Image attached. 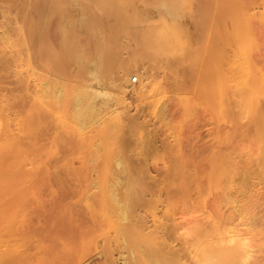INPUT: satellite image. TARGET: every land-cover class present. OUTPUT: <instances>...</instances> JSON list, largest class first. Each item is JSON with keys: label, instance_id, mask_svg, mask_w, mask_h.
<instances>
[{"label": "rangeland", "instance_id": "1", "mask_svg": "<svg viewBox=\"0 0 264 264\" xmlns=\"http://www.w3.org/2000/svg\"><path fill=\"white\" fill-rule=\"evenodd\" d=\"M65 1H68L67 4ZM249 1L246 2L247 6L254 8L255 15L261 16L264 0ZM15 2L0 0L2 16H0V39L3 38L0 40L2 71H0V118L6 122L4 124L9 129L5 136L10 135L12 136L10 139L20 141V145L14 141L13 144L11 143L5 154V165L19 164L22 171L4 175L5 182L0 183V264H198L205 258V254L214 261L223 262L229 261L232 256V253H227L225 250L226 243L229 244V239L237 236L240 237H237L236 244L251 252L242 253L250 255L246 264H264V175H260L258 179L253 178V174H258L259 164L246 167L239 159V164L242 165L233 176L236 188H228L229 190L225 188L209 190V180H206L208 179L206 176L200 178L199 186L194 185L192 178L188 177L185 185V189H188L186 194L180 185L186 179L184 172L194 170L191 161L206 164V158L213 147L218 145L217 139L232 130L229 124L219 122L213 114L203 108L195 109L194 115L187 118L182 115L181 107L171 105L178 87L169 76L167 66L176 64L178 71L186 76L190 69V60L197 57L199 60L207 58L202 50L197 51L203 29L199 21L201 12L198 8L201 0H181V2L179 0H86V2L85 0H15ZM107 3L108 7L105 5ZM127 4L133 9H129ZM257 4L259 5L253 7ZM60 5L63 6V10ZM101 12L104 15H101ZM67 17H74L75 20L73 18L69 20ZM63 26L66 27L65 30ZM67 27L70 29L67 30ZM261 30V27H257L258 37H261ZM101 34L113 37V46L117 52L110 65L111 68L107 70L96 64ZM143 34H151L156 38L161 47L157 53H151L140 42ZM187 46L197 51L195 56L187 50ZM231 46L232 52L229 53V47H226V50L221 49L220 54V61L223 59L221 63L227 70H230L229 65L235 59V49ZM125 49L128 52L124 51ZM263 49L264 46L261 44L256 50L257 56L259 55L256 56V61L260 59L258 63L264 67ZM141 51L145 52L141 53ZM90 56L92 58H88ZM42 63L49 70L41 65ZM75 67L79 69L75 71ZM35 68L39 70L38 75ZM89 71L94 74V80L92 76L88 77L91 75ZM106 75L110 76L105 77ZM142 77L146 81L144 86L141 85ZM135 78H138L137 81H134ZM128 81L131 83L125 84ZM195 84L196 81L188 83V93L199 94ZM58 91L62 94L58 95ZM40 93H44L43 96ZM106 104L110 110L107 109ZM164 106L168 110L169 122L166 124L158 118V112ZM78 112L82 119L77 117ZM10 115L13 117L11 118ZM199 115L202 116L201 119ZM175 121L179 123L176 124ZM83 124L85 125L82 126ZM28 127L31 128L30 131L25 130ZM61 132H65L64 135ZM247 132L250 133V130L246 129ZM234 136L237 140L241 139L238 133ZM206 151L208 152L205 153ZM117 180L120 184L123 183V187L118 185ZM241 185L261 187L260 202L247 209L240 205L242 194L237 188ZM66 215L69 217L66 218ZM203 249L208 250V253L206 251L204 253Z\"/></svg>", "mask_w": 264, "mask_h": 264}, {"label": "bare ground", "instance_id": "2", "mask_svg": "<svg viewBox=\"0 0 264 264\" xmlns=\"http://www.w3.org/2000/svg\"><path fill=\"white\" fill-rule=\"evenodd\" d=\"M17 1V0H16ZM59 1V0H58ZM72 1V0H71ZM90 1V0H89ZM110 1V0H109ZM113 1V0H111ZM168 1V0H167ZM248 2H250L249 0H247ZM246 1V2H247ZM260 0H257V2ZM15 2V0H14ZM28 2V1H27ZM49 2V1H48ZM47 2V3H48ZM66 2V1H65ZM68 2V1H67ZM67 2L65 4H67ZM70 2V1H69ZM86 2V0H85ZM97 2V1H95ZM166 2V1H165ZM179 2H181V0H179ZM245 0H201L200 3V7L199 11L201 12V16L199 18V21L202 23L203 25V29H202V40L200 43V46L198 47V50H202L203 53H205L207 55L206 59L203 60H199L197 58H193L192 60H190V69L188 74H186V76H184L182 73H180L178 71V66L176 64H169L167 66L168 68V74L169 76L174 80H172L173 82H175L177 84L178 87V91L176 94L173 95V102H172V106H176V107H181L183 109L182 111V115L184 117H192L194 115L195 109L197 108H203L206 111L210 112L211 114H213L219 122H223V124L227 123L231 126L232 130L226 132L225 136L222 138H218L217 139V144L216 146L213 147L211 153L209 154V156L206 158V164H197L195 161H191L192 164H194V170L193 172H189L186 171L185 173V177L186 179H184L181 182V186L183 187V191L184 193H188V189H185V185H186V181L187 178L190 177L192 178V181L194 182V185L196 184L197 186H199V180L200 178H202L203 176H206V180H209V190H218L221 188H236L235 184L233 183V176H235V174H237L236 172H238V167L242 165L239 164V159L242 160V162L244 163V165L246 167H252L254 164H259V171L258 174H253V178L254 179H258V177L260 178V175H264V106H263V102H264V67L261 66L262 64H259L258 62L260 61V59L258 60V62L256 61V50L260 47V45L262 44L264 46V9L262 12V15L257 16L255 15V13L253 12V9L249 8L246 4ZM262 2V1H261ZM259 2V3H261ZM16 3V2H15ZM33 3V1H32ZM46 3V4H47ZM59 3V2H56ZM55 3V4H56ZM61 3V2H60ZM100 2L98 1V4ZM169 4V2H167ZM263 3V2H262ZM54 4V6H55ZM62 4V3H61ZM95 4V3H94ZM164 4V3H163ZM174 4V3H173ZM250 3H248L249 5ZM3 5V4H2ZM25 5L26 2H25ZM33 5V4H31ZM53 4L51 3V6ZM59 5V4H57ZM64 5V4H63ZM87 5V4H86ZM102 5V4H101ZM106 7L109 6V4H105ZM104 5V7H105ZM108 5V6H107ZM112 5V4H111ZM115 5V4H114ZM116 5H118L116 3ZM123 5V4H121ZM165 5V4H164ZM254 5L253 7L258 6ZM47 6V5H46ZM78 6V5H77ZM96 6V5H95ZM98 6V5H97ZM128 6V4L126 5ZM131 6V5H129ZM128 6V7H129ZM135 6V5H134ZM167 6V5H165ZM169 6V5H168ZM261 6V5H260ZM263 6V5H262ZM2 7V6H1ZM63 7V6H62ZM60 5V8H62ZM68 7V6H67ZM73 7V6H72ZM76 7V6H75ZM90 7V6H89ZM100 7V6H98ZM112 7V6H110ZM120 7V5H119ZM125 7V4H124ZM123 7V9H124ZM181 7V6H179ZM24 8V7H23ZM27 8V7H26ZM74 8V7H73ZM97 8V7H96ZM101 8V7H100ZM100 8H97L98 10H101ZM259 9V7H257ZM256 8V9H257ZM32 9V8H31ZM56 9V8H54ZM93 9V8H92ZM106 9V8H105ZM104 9V11H105ZM112 9V8H111ZM122 9V10H123ZM126 12L127 7L125 8ZM129 9H133V7H129ZM135 9V8H134ZM168 9V8H166ZM257 9V10H258ZM24 11V9H22ZM26 10V9H25ZM63 10V8H62ZM85 10V9H84ZM95 10V9H94ZM116 10V9H115ZM119 10V9H118ZM262 10V9H261ZM4 11V10H3ZM31 11V10H30ZM29 11V12H30ZM46 11V10H45ZM54 11V10H53ZM52 11V12H53ZM112 11V10H111ZM125 11V10H124ZM26 12V11H25ZM47 12H49L47 10ZM51 12V13H52ZM78 12V10H77ZM107 12V9L106 11ZM136 11L134 10V13ZM6 13V12H5ZM24 13V12H23ZM55 13V12H54ZM73 13V12H72ZM129 11L126 13L128 14ZM132 13V10L131 12ZM143 13V12H142ZM140 13V14H142ZM147 13V12H146ZM7 14V13H6ZM5 14V15H6ZM74 14V13H73ZM72 14V15H73ZM82 14V13H81ZM99 14V13H98ZM103 13L101 12V15ZM106 14V13H105ZM109 14V13H108ZM125 14V12H124ZM136 14V13H135ZM258 14V13H257ZM43 15V14H42ZM47 15V14H46ZM104 15V14H103ZM121 15V14H120ZM130 15V14H129ZM145 15V14H144ZM1 16V15H0ZM71 16V15H70ZM111 16V15H110ZM131 16V15H130ZM129 16V17H130ZM2 17V16H1ZM45 18V16H43ZM47 17V16H46ZM104 17V16H103ZM112 17H116V16H112ZM111 17V18H112ZM143 17V16H142ZM185 17V16H184ZM8 18V17H7ZM29 18V17H28ZM48 18V17H47ZM52 18V17H51ZM69 18V17H67ZM73 18L75 20V18H78L75 16L74 17H70L69 20ZM110 18V19H111ZM135 17H133L134 19ZM141 18V16H140ZM138 19V21H140L141 19ZM190 18V17H189ZM104 19V18H103ZM136 19V18H135ZM186 19V18H185ZM45 20V19H44ZM64 20V19H63ZM106 20V18H105ZM109 20V18H108ZM117 20V19H116ZM123 20V19H122ZM126 20V18L124 19ZM129 20V18H128ZM132 20V19H131ZM144 20V19H143ZM187 20V19H186ZM28 21V20H27ZM87 21V20H85ZM118 21V20H117ZM34 22V21H33ZM76 22V21H75ZM78 22V21H77ZM76 22V23H77ZM99 22V21H98ZM109 22V21H108ZM35 23V22H34ZM48 23L49 22H45ZM66 23V22H65ZM71 24V22H69ZM75 23V24H76ZM110 23V22H109ZM135 23V21H134ZM194 23V22H193ZM69 24V25H70ZM111 24V23H110ZM128 24V23H127ZM189 24V23H188ZM258 26H257V25ZM33 25V24H32ZM37 25V24H36ZM35 25V26H36ZM46 25V24H45ZM44 25V26H45ZM72 25L74 26V23H72ZM195 25V23H194ZM26 26V25H25ZM29 26V25H27ZM109 26V25H108ZM125 26V24H124ZM128 26V25H127ZM201 26V24H200ZM261 27V37L257 36V27ZM33 27V26H32ZM37 27V26H36ZM48 28V26H45ZM63 30L66 29L65 26H63ZM69 27V26H68ZM67 27V28H68ZM71 27V25H70ZM122 27V25H121ZM179 27V26H178ZM193 27V26H192ZM191 27V28H192ZM196 27V26H195ZM12 28V27H11ZM26 28V27H25ZM35 28V27H34ZM107 28V27H106ZM124 28V27H123ZM126 28V26H125ZM130 28V27H128ZM44 29V28H43ZM70 28H68L67 30H69ZM199 28H197L198 30ZM27 30L29 31L28 27ZM46 30V29H45ZM49 30V29H48ZM47 30V31H48ZM108 30V29H107ZM112 30V29H111ZM115 30V29H114ZM120 30V29H119ZM119 30H117L119 32ZM124 30V29H122ZM129 30V29H128ZM182 30V29H181ZM201 29H199L200 31ZM31 31V29H30ZM37 31V30H36ZM80 31V30H79ZM110 31V30H109ZM127 31V30H126ZM169 31V30H168ZM187 31V30H186ZM13 32V31H12ZM27 32V31H26ZM129 32V31H127ZM127 32H125L127 34ZM34 33V31H33ZM48 33V32H47ZM109 33V32H108ZM111 33V32H110ZM124 33V34H125ZM130 33V32H129ZM199 33V32H196ZM260 33V32H259ZM7 34V33H6ZM14 34V33H13ZM12 34V36H13ZM32 34V32H31ZM66 34V38H67V33ZM112 34V33H111ZM125 34V35H126ZM201 34V32H200ZM8 35V34H7ZM10 35V34H9ZM28 35V34H27ZM33 35V34H32ZM31 35V36H32ZM49 35V34H48ZM121 35V34H120ZM128 35V34H127ZM126 35V36H127ZM4 36V35H2ZM131 36V33H130ZM125 37V36H124ZM123 37V38H124ZM129 37V35H128ZM1 38V37H0ZM22 38V37H21ZM34 38V37H32ZM49 38V37H48ZM170 38V37H169ZM196 38V37H195ZM194 38V39H195ZM3 39V38H2ZM0 39V40H2ZM127 39V38H126ZM173 39V38H172ZM29 40H31L29 38ZM36 40V39H35ZM47 40V39H46ZM63 40V39H62ZM128 40V39H127ZM126 40V41H127ZM168 40V39H167ZM15 41V40H14ZM50 41V39L48 40ZM64 41V40H63ZM68 41V40H67ZM193 41V40H192ZM195 41V40H194ZM193 41V42H194ZM5 42V41H4ZM17 42V41H16ZM37 42V40L35 41ZM132 42V41H131ZM140 42L145 46L146 49H148L149 51H151V53H157L159 51V49H161V47L159 46L156 38L151 35V34H143L142 37H140ZM169 42V41H168ZM174 42V41H173ZM2 43V42H1ZM30 43V42H29ZM118 43V42H117ZM130 43V41H129ZM170 43V42H169ZM178 43V42H177ZM9 44V43H8ZM131 44V43H130ZM171 44V43H170ZM34 45V44H33ZM32 45V46H33ZM37 46V44H35ZM39 45V44H38ZM129 45V44H127ZM194 45V44H193ZM233 45L234 49H235V59L230 63L229 68L230 70H227V68H224L221 61H220V54L222 53L221 49L222 48H226L229 47V53L232 52L230 51V46ZM11 46V45H10ZM50 46V45H49ZM67 46V44H66ZM121 46V45H120ZM172 45H170L171 47ZM175 46V45H174ZM3 47V46H2ZM124 47V46H123ZM232 47V46H231ZM232 47V48H233ZM32 48V47H31ZM35 48V46H34ZM33 48V49H34ZM118 48V47H117ZM174 48V47H172ZM171 48V50H172ZM120 49V48H118ZM143 49V48H141ZM46 50V49H45ZM50 50V49H48ZM123 50V49H122ZM187 50H189L192 55H196L197 51H195V49L188 47L187 46ZM226 50V49H225ZM15 51V50H14ZM126 51V49L124 50ZM262 51V50H261ZM264 51V49H263ZM262 51V52H263ZM8 52H11L8 50ZM51 52V51H50ZM56 52V50H55ZM85 52V51H84ZM128 52V51H126ZM125 52V54H126ZM143 51H141L142 53ZM145 52V51H144ZM143 52V53H144ZM189 52V53H190ZM34 53V52H33ZM58 53V52H57ZM116 50L114 49L113 46V37L109 36V35H105V34H101L100 38H99V42H98V47H97V62L96 64H98L99 67H102L103 69L107 70L111 63H113L114 57L116 56ZM24 54V53H23ZM45 54V53H44ZM63 54V53H62ZM85 53H83L84 55ZM90 54V53H89ZM186 54V53H185ZM227 54V53H226ZM264 54V53H262ZM261 54V55H262ZM79 55V54H77ZM141 55V54H140ZM147 55V54H146ZM145 55V56H146ZM152 55V54H151ZM225 55V54H224ZM229 57V54H227ZM226 55V56H227ZM8 56V55H7ZM43 56V55H42ZM47 56V55H46ZM54 56V55H53ZM56 56V55H55ZM54 56V57H55ZM66 56V55H65ZM133 56V55H131ZM223 57V55H221ZM231 56V55H230ZM259 56V55H258ZM257 56V57H258ZM4 57V55H3ZM12 57V56H10ZM35 57V55H34ZM85 57V56H84ZM82 56V58H84ZM136 57V56H135ZM186 57V56H185ZM226 57V58H228ZM15 58V57H14ZM13 58V60H14ZM58 58V57H56ZM55 58V59H56ZM88 58H92V56L88 57ZM131 58V57H130ZM176 58V57H174ZM12 59V58H11ZM54 59V60H55ZM64 59V58H63ZM38 60V59H37ZM48 60V59H47ZM57 60V59H56ZM66 60V59H64ZM82 60V59H81ZM88 60V59H87ZM12 61V60H10ZM49 61V60H48ZM67 61V60H66ZM83 61V60H82ZM89 61H91V59H89ZM94 61V60H93ZM92 61V62H93ZM181 61V60H180ZM229 61V60H227ZM263 61V60H262ZM261 61V62H262ZM15 62V61H12ZM17 62V61H16ZM15 62V63H16ZM40 62V61H39ZM130 62V61H129ZM178 62V61H177ZM10 63V62H9ZM56 63V62H55ZM154 63V62H153ZM158 63V62H157ZM160 63V62H159ZM185 63V62H184ZM13 64V63H11ZM19 64V63H18ZM82 64V62H81ZM94 64V63H93ZM152 64V63H151ZM164 64V63H163ZM183 64V63H182ZM6 65V64H5ZM43 65V63L41 64ZM87 65V64H86ZM91 65V63H90ZM116 65V64H115ZM123 65V64H122ZM144 65V64H143ZM165 65V64H164ZM7 66V65H6ZM15 66V64L13 65ZM12 66V68H14ZM45 66V64L43 65ZM42 66V67H43ZM159 66V65H158ZM1 67V66H0ZM8 67V66H7ZM19 67V66H18ZM35 67V66H34ZM46 67V66H45ZM59 67V66H57ZM63 67V65H62ZM79 67V66H78ZM82 67V66H81ZM97 67V65H96ZM94 67V69L96 68ZM137 67V65H136ZM10 68L11 71H13V69ZM20 68V67H19ZM37 68V67H36ZM35 68V70L37 71V69ZM39 68V67H38ZM41 68V67H40ZM47 68V67H46ZM45 68V69H46ZM90 67V71H91ZM111 68V67H110ZM143 68V67H142ZM3 69V68H2ZM48 69V68H47ZM76 69L75 71H77V69L79 68H74ZM74 69H72V71H74ZM7 70V69H6ZM10 70H7V72ZM44 70V67H43ZM49 70V69H48ZM47 70V71H48ZM96 70V69H95ZM123 70H125L123 68ZM122 70V71H123ZM1 71V69H0ZM18 71V70H17ZM32 71V69H31ZM39 71V70H38ZM38 71L36 72V74L38 73ZM74 71V73H75ZM89 71V72H90ZM152 71V70H151ZM164 71V70H163ZM2 72V71H1ZM92 72V71H91ZM90 72V73H91ZM108 72V71H107ZM111 72V71H109ZM121 72V70H120ZM119 72V73H120ZM127 72V71H126ZM133 72V70H132ZM26 73V72H25ZM43 73V72H42ZM57 73V72H55ZM54 73V75H55ZM73 73V72H72ZM73 73V75H75ZM93 73V72H92ZM88 77L92 76V79L95 77L94 74H92ZM96 73V71H95ZM106 73V72H103ZM152 73V72H151ZM16 74V73H15ZM20 74V73H18ZM52 74V72L50 73ZM118 74V72H117ZM123 74V73H122ZM131 74V73H130ZM150 74V73H149ZM159 74V73H158ZM164 74V72H163ZM5 75V74H4ZM12 75V73H11ZM22 75V74H21ZM26 75V74H25ZM28 75V74H27ZM32 75V74H31ZM38 75V74H37ZM44 75V73H43ZM57 75V74H56ZM72 75V76H73ZM140 75V73H139ZM6 76V75H5ZM9 76V75H8ZM48 76V75H47ZM59 76V75H58ZM94 76V77H93ZM109 77L110 75H106L105 77ZM156 76V75H155ZM1 77V76H0ZM13 77V76H12ZM20 77V76H19ZM34 77V76H33ZM32 77V78H33ZM41 77V76H40ZM39 77V78H40ZM44 77V76H43ZM62 77V76H61ZM60 77V78H61ZM8 78V77H7ZM50 78V77H49ZM63 78V77H62ZM111 78V77H110ZM109 78V79H110ZM128 78V77H127ZM44 79V78H43ZM53 79V77L51 78ZM55 79V78H54ZM64 79V78H63ZM68 79V78H67ZM88 79V78H87ZM99 79V77H98ZM102 79V78H100ZM105 79V78H104ZM120 79L122 80V77H120ZM138 79V78H137ZM166 79V78H165ZM20 80V79H19ZM38 80V79H37ZM94 80V79H93ZM106 80V79H105ZM168 80V79H167ZM33 81V80H32ZM54 81V80H53ZM77 81V80H75ZM85 81V80H84ZM125 81V80H124ZM192 81H196L195 84V89L199 92V94H190L188 93V83L192 82ZM7 82V81H6ZM15 82V80H14ZM38 82V81H37ZM36 82V83H37ZM42 82V79L41 81ZM44 82V81H43ZM47 82V81H45ZM62 82V81H60ZM92 82V81H91ZM8 83V82H7ZM35 83V84H36ZM64 83V82H63ZM84 83V82H83ZM87 84V82H85ZM95 83V82H94ZM94 83H91L92 85H94ZM100 83V82H99ZM103 83V82H101ZM131 82H127L125 84H128ZM146 81L144 80V78L142 77L141 80V85H145ZM172 83V82H170ZM12 84V83H11ZM31 84V83H30ZM34 84V83H33ZM38 84V83H37ZM43 84V83H42ZM45 84V83H44ZM43 84V85H44ZM49 84V83H47ZM46 84V85H47ZM168 84V81H167ZM41 85V84H40ZM45 85V86H46ZM90 85V84H89ZM104 85V84H103ZM116 85V84H114ZM124 85V84H123ZM38 86V85H37ZM36 86V87H37ZM108 86V85H107ZM127 86V85H126ZM168 86V85H166ZM171 86V85H170ZM4 87V86H3ZM6 87V86H5ZM20 87V86H19ZM31 87V86H29ZM33 87V85H32ZM31 87V88H32ZM43 88V86H41ZM81 87V86H80ZM121 87V86H120ZM194 87V86H193ZM8 88V87H7ZM38 88V87H37ZM45 88V87H44ZM43 88V89H44ZM103 88V87H102ZM127 88V87H126ZM155 88V87H154ZM152 88V89H154ZM39 89V88H38ZM37 89V91H38ZM87 89V88H86ZM92 89V88H89ZM16 90V89H15ZM45 90H47L45 88ZM57 90V89H56ZM122 90V89H121ZM147 90V89H146ZM28 91V89H27ZM61 91V89H60ZM108 91V90H107ZM117 91V90H116ZM20 92V91H19ZM40 92V91H39ZM59 92V91H58ZM99 92V91H97ZM101 92V91H100ZM151 92V91H149ZM29 93V92H28ZM34 93V92H33ZM36 93V92H35ZM45 93V92H44ZM42 93V94H44ZM57 92H55L56 95ZM104 93V92H103ZM102 93V94H103ZM169 93V91H168ZM41 94V93H40ZM41 94V96H43ZM60 94V92L58 93V95ZM62 94V92H61ZM60 94V95H61ZM101 94V95H102ZM30 95V94H29ZM33 95V94H32ZM90 95V94H89ZM95 95H97L95 93ZM99 95V94H98ZM106 95V94H104ZM171 95V94H170ZM3 96V95H1ZM31 96V95H30ZM29 96V97H30ZM36 96V95H35ZM57 96V95H56ZM54 96V97H56ZM113 96V95H112ZM26 97V96H25ZM48 97V96H47ZM61 97V96H60ZM82 97V96H81ZM119 97V96H118ZM143 97V96H142ZM161 97V96H160ZM102 98V97H101ZM116 98V97H115ZM124 98V97H123ZM170 98V97H169ZM34 99V98H33ZM45 99V98H44ZM98 99V98H97ZM69 100V99H68ZM77 100V99H76ZM79 100V97H78ZM81 100V99H80ZM117 100V98H116ZM158 100V98H157ZM165 100V99H164ZM162 101V99H161ZM7 102V101H6ZM5 102V103H6ZM48 102V101H47ZM60 102V101H59ZM126 102V101H125ZM160 102V101H159ZM40 103V102H39ZM76 103H78L76 101ZM127 103V102H126ZM18 104H20V102H18ZM18 104H16V106H18ZM29 104V103H28ZM83 104V103H82ZM162 104V103H161ZM49 105V104H48ZM54 105V104H53ZM63 105V104H62ZM61 105V106H62ZM21 106V104L19 105ZM41 106V105H40ZM75 106V105H74ZM106 106H108L106 104ZM163 106V105H161ZM263 106V108H262ZM22 107V106H21ZM20 107V108H21ZM85 107V106H84ZM102 107V106H101ZM104 107V106H103ZM49 108V107H48ZM78 108V107H77ZM80 108V107H79ZM112 108V107H111ZM47 109V107H46ZM57 108L55 107V110ZM62 109V108H61ZM109 109V106L108 108ZM113 109V108H112ZM176 109V108H175ZM174 109V110H175ZM49 110V109H48ZM74 110H76V108H74ZM88 110V109H87ZM103 110V108H102ZM110 110V109H109ZM202 110V109H201ZM26 113V111H24ZM51 112H53L51 110ZM81 112V111H80ZM109 112V111H108ZM173 112V111H172ZM79 113V112H78ZM82 113V112H81ZM90 113V112H89ZM112 113V111L110 112ZM115 113V112H114ZM202 113V112H201ZM205 113V112H204ZM5 114V113H4ZM51 114V113H50ZM48 114V115H50ZM84 114V112L82 113ZM209 114V113H208ZM1 115V114H0ZM29 115V114H28ZM34 115V114H33ZM73 115V114H72ZM85 115V114H84ZM5 116V115H4ZM11 116V115H10ZM18 116V115H17ZM13 116H11L12 118ZM15 117V116H14ZM19 117V116H18ZM30 117V116H29ZM37 117V116H36ZM60 117V116H59ZM77 117H81L80 113L79 115L77 114ZM116 117V116H114ZM121 117V116H120ZM168 110L167 107L164 106L161 110H159L158 112V118L162 123H168ZM200 119L202 118V116H200ZM6 118V117H5ZM61 118V117H60ZM69 118V117H67ZM74 118V117H73ZM206 118V117H205ZM14 119V118H13ZM24 119V118H23ZM66 119V118H65ZM71 119V118H69ZM82 119V117L80 118ZM79 119V120H80ZM95 119V118H94ZM105 119V118H104ZM103 119V120H104ZM112 119V118H111ZM151 120L153 118H150ZM180 119V118H179ZM8 120V119H7ZM16 120V118H15ZM74 120V119H73ZM117 120V119H116ZM158 120V121H159ZM186 120V119H185ZM196 120V119H195ZM203 120V119H202ZM12 121V120H11ZM19 121V120H18ZM57 121V120H56ZM61 121V120H60ZM84 121V120H83ZM86 118H85V122H86ZM96 121V120H93ZM101 121V120H100ZM111 121V120H110ZM115 121V119H114ZM173 121V120H172ZM192 121V120H191ZM13 122V121H12ZM67 121H65L66 123ZM84 122V123H85ZM88 122V121H87ZM86 122V123H87ZM113 122V120H112ZM199 122V121H198ZM6 122H3V120L0 118V183H4L5 180L3 179L4 175L7 174H14V173H19V171H22L21 166L19 164H17L16 166L14 165H5V154L6 151L8 150L9 147H11V143L13 144V139L12 136L10 137V135L5 136V133L9 130L6 127H8L6 124H4ZM10 123V121H9ZM79 123V122H78ZM81 123V122H80ZM85 123V124H86ZM97 123V122H96ZM174 123L178 124L179 121H175ZM11 124V123H10ZM35 125V123H33ZM85 124H83L82 126H84ZM173 126V123H171ZM200 124V123H199ZM213 124V123H211ZM222 124V125H223ZM6 125V126H5ZM17 125V124H16ZM21 125V124H20ZM74 124H72L73 126ZM77 126V124H75ZM88 125V124H86ZM95 125V124H94ZM189 126V124H187ZM194 125V124H193ZM221 125V127H222ZM12 126V125H11ZM64 126V125H62ZM107 126V125H106ZM153 126V125H152ZM176 126V125H175ZM184 126V125H183ZM198 126V125H197ZM224 126V125H223ZM31 127V126H30ZM16 128V127H15ZM63 128V127H62ZM68 128V127H67ZM85 128V127H84ZM91 128V127H90ZM89 128V129H90ZM93 128V127H92ZM91 128V129H92ZM157 128V127H156ZM176 128V127H175ZM174 128V129H175ZM225 128V127H224ZM230 128V127H229ZM31 128H26V131H30ZM112 129V128H111ZM180 129V128H179ZM246 129L250 130V133H246ZM11 130V129H10ZM13 130V129H12ZM70 130V129H69ZM77 130V128H76ZM94 130V129H93ZM116 130V129H114ZM170 130V129H169ZM181 130V129H180ZM179 130V131H180ZM224 130V129H222ZM55 131V130H54ZM61 131V130H59ZM64 131V130H63ZM62 131V132H63ZM78 131V130H77ZM76 131V133H77ZM81 131V130H80ZM84 131V130H83ZM176 131V130H175ZM216 131V130H215ZM226 131V130H225ZM15 132V131H14ZM18 132V131H17ZM20 132V131H19ZM37 132V131H36ZM62 135H64V133H62ZM85 132V131H84ZM89 132V131H88ZM155 132V131H154ZM177 132V131H176ZM182 132V131H181ZM186 132V131H185ZM223 132V131H222ZM240 132V133H239ZM23 133V132H22ZM102 133V132H101ZM109 133V132H108ZM189 133V132H187ZM235 133L240 134L241 139L239 138V140H237V135L235 138ZM16 134V133H15ZM39 134V133H38ZM103 134V133H102ZM162 134V133H161ZM195 134V133H194ZM222 134V133H221ZM12 135V134H11ZM14 135V134H13ZM17 135V134H16ZM41 135V134H40ZM171 135V134H170ZM188 135H192V134H188ZM188 135H186L188 137ZM196 135V134H195ZM199 135V134H198ZM25 136V135H24ZM67 137V134L65 135ZM103 137V135H101ZM222 136V135H221ZM40 137V136H39ZM51 137V136H50ZM89 137V136H88ZM170 137V136H168ZM33 138V137H32ZM77 138V137H76ZM87 138V137H86ZM17 140V138H15ZM41 139V138H40ZM68 139V138H67ZM236 139V140H235ZM96 140V139H95ZM106 140H108L106 138ZM121 140V139H120ZM187 140H189L187 138ZM18 141V140H17ZM14 141L16 143L19 144V142ZM27 141V140H26ZM46 141V140H44ZM60 141V140H59ZM79 141V140H78ZM71 142V141H70ZM74 142V141H73ZM106 142V141H105ZM29 143V141H28ZM24 144V143H22ZM21 144V145H22ZM32 145V143H30ZM94 144V143H93ZM92 145V144H90ZM43 146V145H42ZM41 146V147H42ZM98 146V145H97ZM100 146V144H99ZM112 146V145H111ZM179 146V145H178ZM15 147V146H13ZM23 147V146H22ZM180 147V146H179ZM32 148V146H31ZM45 148V147H44ZM91 148V147H90ZM89 148V149H90ZM110 148V146H109ZM11 151V150H10ZM19 151V150H18ZM16 153V151H14ZM197 152V151H196ZM200 152V151H199ZM208 151H206L205 153H207ZM197 154V153H196ZM202 154V153H201ZM20 155V154H19ZM195 155V154H194ZM207 155V154H206ZM18 156V155H17ZM31 156V155H30ZM34 156V155H33ZM67 156V155H66ZM198 156V155H197ZM12 157V156H11ZM10 157V159H11ZM65 157V156H64ZM31 158V157H30ZM118 158V157H117ZM14 159V158H13ZM36 159V158H35ZM34 159V161H35ZM68 159V158H67ZM186 159V158H185ZM41 160V159H40ZM39 160V161H40ZM73 160V159H72ZM121 160V159H119ZM203 160V159H202ZM97 161V160H95ZM188 161V160H186ZM38 162V160L36 161ZM67 162V161H66ZM86 162V161H85ZM118 162V161H116ZM54 163V162H52ZM100 163V162H99ZM189 163V162H188ZM29 164V163H28ZM31 164V163H30ZM35 164V163H34ZM55 164V163H54ZM191 164V166H192ZM26 164H24L25 166ZM123 165V164H122ZM190 165V164H189ZM60 166V165H59ZM68 167V166H67ZM73 167V166H72ZM190 167V166H189ZM63 168V167H62ZM113 169V167H112ZM171 169V168H170ZM240 169V168H239ZM114 170V169H113ZM96 171V170H95ZM177 172V171H176ZM249 172V171H247ZM91 173V172H90ZM77 174V173H76ZM180 174V173H179ZM183 174V173H182ZM78 175V174H77ZM240 176V175H239ZM242 176V175H241ZM52 177V176H51ZM94 177V176H93ZM10 179V178H9ZM56 179V178H55ZM79 179V178H77ZM120 179V178H119ZM243 179V178H242ZM246 179V178H245ZM11 180V179H10ZM54 180V179H53ZM80 181V180H79ZM120 181L124 182L122 179H120ZM202 181V179H201ZM260 181V180H259ZM258 181V182H259ZM118 182V180H117ZM203 182V181H202ZM113 183V182H111ZM119 183V182H118ZM237 183V182H236ZM251 183V182H250ZM56 184V183H55ZM123 183H119L118 185L122 186ZM82 185V183L80 184ZM46 187V186H45ZM65 187V186H64ZM68 187V186H67ZM82 187V186H80ZM117 187V186H116ZM115 187V188H116ZM2 188V187H1ZM195 188V187H194ZM59 189V188H58ZM224 189V190H225ZM241 194V204L243 207H245L246 209L249 208L251 205H255L256 203L260 202L261 200V196L259 195V193L261 192L262 188L261 187H257L256 186H249V185H241L237 188ZM66 190H69L66 188ZM72 190V189H71ZM116 190V189H115ZM191 190V189H190ZM229 190V189H228ZM8 191V190H7ZM64 191V190H61ZM76 191V190H75ZM232 194H233V190ZM66 192V191H65ZM70 192V191H69ZM181 192V191H180ZM228 192V191H227ZM237 192V191H235ZM72 193V192H71ZM194 193V192H193ZM205 193V192H204ZM221 193V192H220ZM47 194V193H46ZM50 193H48L49 195ZM62 194V193H61ZM100 194V193H99ZM110 194V193H109ZM181 194V193H180ZM27 195V194H26ZM77 195V194H76ZM113 195V194H112ZM91 196V195H90ZM94 196V195H93ZM236 196V195H235ZM241 196V195H240ZM47 197V196H46ZM116 197V196H115ZM222 197V196H221ZM92 198V196H91ZM119 197H117L118 199ZM114 199V198H112ZM34 200V199H33ZM106 200V199H105ZM183 200V199H182ZM75 201V200H74ZM73 201V202H74ZM108 201V200H107ZM113 201V200H112ZM125 201V200H124ZM226 202V200H224ZM234 201V200H233ZM264 201V200H263ZM17 202V201H16ZM101 202H103L101 200ZM111 202V201H110ZM206 202V201H205ZM23 203V201H22ZM76 203V201H75ZM115 203V202H114ZM117 203V202H116ZM77 204V203H76ZM125 204V203H124ZM28 205V204H27ZM73 205V204H72ZM71 205V207H72ZM106 205V204H105ZM110 205V203H109ZM262 205V204H261ZM74 206V205H73ZM77 206V205H76ZM114 206V205H113ZM122 206V205H121ZM198 206V205H197ZM238 206V205H237ZM257 207V206H256ZM73 208V207H72ZM76 208V207H75ZM78 208V207H77ZM116 208V207H114ZM87 209V208H85ZM70 210V208L68 209V211ZM72 210V209H71ZM76 211V209H74ZM79 210V209H77ZM73 211V210H72ZM71 211V212H72ZM69 213V212H68ZM72 214H74L72 212ZM249 214V213H247ZM261 214V213H260ZM77 215V214H76ZM75 215V216H76ZM91 215V214H90ZM96 215V214H95ZM257 215V214H256ZM69 217V215H66V218ZM94 217V216H93ZM257 217V216H256ZM255 217V219H256ZM264 217V216H263ZM73 219V218H72ZM76 221V220H75ZM81 221V219H80ZM201 222V221H200ZM253 222V221H251ZM257 222V221H256ZM260 222V221H259ZM203 223V222H202ZM199 224V223H198ZM205 224V223H204ZM255 224V223H253ZM257 224V223H256ZM75 225V224H74ZM212 225V224H211ZM82 226V225H80ZM79 226V227H80ZM206 226V225H205ZM74 228V227H73ZM198 228V227H197ZM98 229V228H97ZM203 230V229H202ZM211 230V229H210ZM96 231V230H95ZM196 231V230H195ZM213 231V230H211ZM87 232V231H86ZM200 232V231H199ZM215 232V230H214ZM74 233V232H73ZM186 233V232H185ZM194 233V232H192ZM137 234V233H136ZM197 234V233H196ZM190 235V234H189ZM79 236V235H78ZM77 236V238H79ZM86 236V234L84 235ZM90 236V235H89ZM182 236V235H181ZM184 236V234H183ZM198 236V234H197ZM203 236V235H202ZM221 236V235H220ZM185 237V236H184ZM183 237V238H184ZM231 236H229L230 238ZM236 237V236H235ZM238 237V236H237ZM230 238L229 239V244H227V246L225 247V250L227 251V253H232V256H230L229 261H214L212 260L209 256H207L205 254V258H203L202 260H200L198 262V264H246V262L248 261L250 255L249 254H242V253H251L249 250H244L243 246H241L240 244H236L237 239L238 238ZM82 238V237H81ZM202 238V237H201ZM226 238V237H225ZM80 239V238H79ZM186 239V238H185ZM193 239V238H192ZM199 239V238H197ZM203 239V238H202ZM200 239V240H202ZM227 239V238H226ZM78 240V239H77ZM162 240V239H161ZM164 240V239H163ZM223 240V239H222ZM196 241V239L194 240ZM218 240H216L217 242ZM249 241V240H248ZM76 242V241H75ZM187 242V241H186ZM193 242V241H192ZM198 242V241H197ZM201 242V241H200ZM206 242V241H205ZM210 243V241H207ZM212 242V241H211ZM71 243V242H70ZM87 243V242H86ZM92 243V242H91ZM244 243V242H243ZM262 243V242H261ZM80 244V243H79ZM90 244V243H89ZM95 244V243H94ZM136 244V243H135ZM138 244V243H137ZM190 244V242H189ZM197 244V243H196ZM220 244V243H219ZM223 244V242H222ZM139 245V244H138ZM198 245V244H197ZM77 246L78 242H77ZM96 246V245H95ZM142 246V245H141ZM199 246V245H198ZM207 246V245H206ZM209 246V245H208ZM213 246V245H212ZM219 246V245H218ZM224 246V245H223ZM246 246V245H245ZM249 246V244H248ZM190 247V246H189ZM205 247V246H204ZM211 247V246H209ZM264 247V245H263ZM68 248V247H67ZM87 248V247H85ZM194 248V246H193ZM70 249V247H69ZM81 249V248H79ZM192 249V247H191ZM221 249V248H220ZM224 249V248H223ZM73 250V249H72ZM86 250V249H85ZM84 250V251H85ZM96 250V249H95ZM194 250V249H193ZM68 251V250H67ZM74 251V250H73ZM81 251V250H80ZM190 251V249H189ZM204 253L206 251V253H208V250L203 249ZM224 251V250H223ZM76 252V251H74ZM79 252V251H78ZM195 252V250L193 251ZM70 253V252H69ZM80 253V252H79ZM192 253V252H191ZM219 253V252H218ZM256 253V252H255ZM213 256V255H212ZM159 260V259H158ZM161 263V262H160Z\"/></svg>", "mask_w": 264, "mask_h": 264}, {"label": "built area", "instance_id": "3", "mask_svg": "<svg viewBox=\"0 0 264 264\" xmlns=\"http://www.w3.org/2000/svg\"><path fill=\"white\" fill-rule=\"evenodd\" d=\"M134 81H137V78H135Z\"/></svg>", "mask_w": 264, "mask_h": 264}]
</instances>
